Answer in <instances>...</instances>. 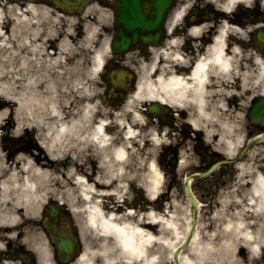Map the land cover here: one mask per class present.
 I'll use <instances>...</instances> for the list:
<instances>
[{"label": "bare ground", "instance_id": "obj_1", "mask_svg": "<svg viewBox=\"0 0 264 264\" xmlns=\"http://www.w3.org/2000/svg\"><path fill=\"white\" fill-rule=\"evenodd\" d=\"M1 4L2 3H0V8H3L4 11L6 9V11L5 15L0 17V41H4L6 39L7 42L11 44V49L19 48V54L13 57L11 55V49L0 46V56L5 53L9 54V61H4L3 63L5 66H7L9 62L19 64L21 58L27 59V57L35 56L36 59L28 60L29 67L26 70L22 69L21 72L24 73L25 77L35 75L37 79L41 81V83L37 85L35 96L36 98L43 100L45 96H51V90L48 92H41L39 90H43L45 85L49 83H51L56 90V84L59 83L57 80L61 79L62 75L59 73V68L62 67L63 59L61 55L62 52L59 50L60 48H63L64 45L68 44H66L67 42L62 38L61 43L58 44V47L53 52H45L47 46H44L42 42L39 43L36 28L33 30L31 26H25L27 19L23 12H21L22 10L15 4H10L7 7L5 5L2 6ZM32 9L36 10L35 7L29 6V10ZM21 15H23L24 19L18 21L17 18ZM25 35L29 37L35 36V39L31 40V44L39 45L35 51L29 50L30 45L20 47L18 41H21ZM105 51L107 52V50ZM25 53L27 56H25ZM103 56L104 53L102 51L94 52V69H98L99 71L103 62ZM204 56L208 61H215L218 58L223 62L226 57L232 55L223 49L220 36L217 40H215L214 44L206 50ZM153 62L157 63L156 71L151 73V75H153L152 78H155L159 72L157 56L154 57ZM199 62L200 61L197 63ZM194 72L195 67L191 75ZM262 72H264V68H262ZM12 75L13 74H8L5 77H0V79L11 80ZM242 75L241 66L239 65L229 80H221V84L224 88H234L235 92L230 95H225L224 93H220L219 95L223 96L227 101H229L232 97H236L237 89L242 84ZM213 78L217 79L215 76ZM193 79H195V77H193ZM141 83L147 85L145 90H151V85L148 84L147 72L139 80L133 95L136 92L141 91ZM16 84L15 89L9 90L16 91L17 89L22 88L20 78H16ZM167 87L172 95L177 96L178 98H181L178 94L185 92L184 86L177 85L175 81L170 82ZM205 87H208V85H205ZM187 91H190L197 97L203 95L202 93L196 92L195 89ZM54 99L61 101L60 109L65 114L63 117L65 120L75 118L79 115L75 112L76 108H71L72 104H68L67 106L62 104L64 99L63 97H61V99L55 97ZM151 102L165 103L164 101L157 99H145L141 103L146 105ZM169 105L178 106L174 104ZM0 106L1 108L7 106L9 109L6 123L3 124L4 126L0 125V127L5 129V136L1 138L2 144L3 141H5L3 144L4 149L6 151L8 150V155L6 157H0V181H3L13 169L17 170L18 174L24 176L23 190L13 198L6 199L3 189H0V230L5 231L4 237L7 239H14V232L17 229L23 232L22 238L29 242L33 241V248L37 254L40 264H48L46 258L49 253L45 242V231L39 228L41 224L40 218L44 207L55 202L67 207L68 212L75 218L77 224L79 225L81 232H84L85 229H91L92 233H96L95 238L92 237L93 240L91 238L90 240L96 242L97 248L100 247V240H109L110 244L103 246L105 256L113 255L110 249L111 244L123 241L128 243L131 248V251L125 253L124 255H130L138 249H143L148 254L159 252L160 264H168V256H170L171 262L174 264H187L188 259H202L204 260V264H214L215 261H224L225 264H227L228 260H232L233 264H236L238 261L236 258L239 254L244 256L249 255L250 257L251 250L247 247V242L245 244H239L238 241L236 243L230 242L229 237L232 235V231L225 229L224 224L226 222L234 221L238 217H243L244 220H248L249 215L254 212L253 209H255L257 205L264 200L263 179L257 178L251 182L248 191L244 193L245 197L243 200H239L235 194L230 195L225 200H221L217 208L213 210L212 215L210 216V219L213 220L212 224H206L204 222L195 224L196 211L201 206V203L195 196H193L192 199L194 200L195 211L193 210V216L191 217L190 215L191 221L187 223L188 217H185L183 209L178 207L176 197L173 198L171 195H168V197H166L168 201L164 203L161 202L160 198L162 197L163 190H165L166 180L163 185H158L156 173L152 171L150 167L146 169L137 167L139 160L146 158L149 155L148 149L153 148L152 141L148 139V144L150 143V145L145 146V141L143 144H140L138 140L133 138V148H136L137 151L132 153L127 161V172L118 174V176L122 178L126 177L128 173L133 171L138 173L136 179L129 181L128 184L127 197H130V199L125 198L123 204L116 207H111L109 203H105L104 208L108 211H116L117 213L125 212L128 208L133 209V212L130 215L135 227L144 229V231L136 232L133 229H125L124 232H117L111 227V225H104L99 218H97V227L93 228L91 221L95 214L91 211V209L88 210L87 218H85L81 212L76 210V204L83 202V195L79 197L76 196V192L73 189L77 188L78 185L76 181L69 176V171L75 163L74 157L71 154H67L63 160H53L49 150L38 143L39 139L44 138L41 133L42 126L38 123L34 124L31 128H25L26 131L31 132V139H33V136L36 138V143H34L33 146L27 150L16 147L10 142H6V140L14 141L21 137H14L8 133L18 122L27 118L26 108L31 105L26 104L22 107L18 101L0 97ZM224 110H226V108L222 109L223 115L220 117L221 121H223L225 116ZM226 111L230 112V109H227ZM145 114L148 116V122L144 125L136 126L140 127L142 131L148 129L150 126H156L159 129L158 120L151 119L146 112ZM191 114H194V111H192ZM46 115V112H42L40 109H37L35 118L38 121L39 117ZM97 115L98 114L96 113V116ZM93 120H95V117ZM232 120L233 118L229 119V122ZM87 123L88 121L85 120L84 124L77 126V129L75 130L78 131L79 127L86 126ZM213 124L214 126L220 127L219 133H217L218 131L216 132L217 141L223 144L226 147L227 154L231 155L237 145L236 141H238V135L233 133V130L235 131L234 127H232L230 123L227 128L221 124H215V122H213ZM115 126L121 130L119 125L115 124ZM7 130L8 133L6 132ZM105 131L113 133L108 125L105 126ZM116 133L119 135V131ZM157 135H159V133H157ZM233 135L235 136V140L231 139ZM123 138L127 139L126 136ZM206 142H208V140H206ZM14 147L18 149L17 153L23 151L33 159L29 160L26 157H18L17 153L13 151ZM58 150L59 146L53 149V151ZM70 151H75V149ZM89 151H91V149H89ZM13 152H15L14 155H12ZM153 152L151 154H153ZM99 156L100 153H97L95 156L90 155L88 157L90 167L87 169L84 165H76L77 171L82 173L87 178V183L84 188L79 189L81 193L88 190L87 185H92L98 189H111L118 185L119 179H113L112 184H102L96 180L98 175L105 172L99 163ZM64 164H66L65 167H63ZM5 165H7V167H5ZM105 167L107 168V172L115 173L118 171L115 164L111 162H108ZM55 172H60L67 181V184L61 183L60 180H53L52 176ZM107 172H105V175H107ZM137 180H139L140 184L143 186H139L136 183ZM186 181H188V186H190L191 177H188ZM161 188L163 190H159ZM141 189L144 194V204L139 202L140 204L138 203L139 206H137L138 204H135L136 199L133 193H135L136 190ZM153 190L158 192L155 200H151L147 195H145L146 192H151ZM106 199L112 204L116 203L113 195L107 196ZM252 201H256V203H252ZM231 205L237 206L238 210L230 211L229 207ZM184 217L185 224L182 228V219ZM247 226L251 227V224ZM254 230H259L256 232L257 241L264 242V227L259 226ZM104 231L111 233V235L107 237L100 235V233ZM213 232L216 233L215 236L211 235ZM186 234H190L191 240L189 241L187 247L182 250L179 247L184 241ZM149 237L154 239H149ZM209 243L216 247L217 250L215 252L208 248L207 245ZM102 259L103 257L97 255L94 250L90 249L89 242L86 241L83 243V252H81L77 257L76 264H89V261H94L95 264H102ZM248 261L249 264H264V260L262 259H249Z\"/></svg>", "mask_w": 264, "mask_h": 264}, {"label": "clouds", "instance_id": "obj_2", "mask_svg": "<svg viewBox=\"0 0 264 264\" xmlns=\"http://www.w3.org/2000/svg\"><path fill=\"white\" fill-rule=\"evenodd\" d=\"M81 2H83V0H81ZM245 2L246 6L251 8L254 6L255 0H245ZM260 5L261 10L264 11V0H260ZM234 9L235 4L227 10L234 11ZM32 11L35 12L36 10L32 9ZM4 15V9L0 8V17ZM17 19L18 21L23 20L24 17L21 15ZM177 19H179V16ZM210 23L209 21H205L199 26H193L191 28V35H201L202 30ZM226 25L227 21L225 20L220 28V31L224 35H226L228 31ZM169 30L171 31V29ZM67 31L71 32L73 29L69 27ZM87 36L91 39H88L87 42L82 41L77 47V51L84 49L92 53V40L97 39V37L94 36L93 32H89ZM34 39L35 36L29 37L25 35L18 43L20 47L30 45L29 50L35 51L39 45L31 44V40ZM180 42L182 43V41ZM198 43L199 41L194 42V44ZM175 44H177V40L173 38L171 40V45ZM69 45H71V41H69ZM0 46L11 49V44H9L6 39L0 41ZM65 51H68V49H65ZM235 52H240L239 45L235 47ZM18 54L19 48L11 49V55L13 57ZM159 55L164 57V63L159 65L160 71L155 78H152L151 73L156 71L157 63L152 62L145 65L148 84L151 85V90H145L147 85L141 83V91L136 92L132 99L128 100L127 103L116 112L114 117L109 118L107 115L96 116L97 112L106 113L108 111L106 107L101 106V101L97 98L95 101L84 100L79 108L75 109V112L79 115L67 120L63 118L65 114L60 109L61 101L54 99L59 95L55 87L49 83L45 85L43 90H39L41 92H48L51 90V96H45L43 100H40L36 98L35 93L37 91V85L41 83V81L37 79L35 75L25 77L24 73L21 72L22 69L26 70L29 67L28 60L36 59L35 56L27 57V59L21 58L19 64L9 62L7 66H5L3 62L9 61V54L5 53L0 56V77L13 74L11 80L0 79V97L18 101L22 107L26 104L31 105L26 108L27 118L18 122L8 134L14 137L23 136L26 127L31 128L34 124L38 123L42 126L41 133L44 137L39 139L38 143L49 150L53 160H63L67 154H71L74 157L75 163L69 171V176L75 180L78 185L77 188L73 189L76 192V196L79 197L83 195V202L76 204V210L87 218L88 210L91 209L95 214L91 221L93 228L97 227V218H99L104 225H111L117 232H124L125 229H133L136 232L144 231V229L135 227L130 215L133 209L128 208L125 212L117 213L116 211H108L104 208L105 203H109L111 207H116L123 204L125 198L130 199V197H127L128 184L129 181L136 179L138 173L133 171L122 178L119 177L118 174L127 172V161L131 154L137 151L136 148H133V138L138 140L140 144H143L145 138L152 141L153 148L148 149L149 155L146 158L140 159L137 167L144 169L150 167L151 170L156 173L158 185H163L165 181V172L160 167L157 159L159 152L163 151L160 145L173 143L180 135L183 123L190 124L196 129H203L205 131V140L208 141L211 140L213 133L219 131V128L214 126L213 122H215V124H221L226 128L229 127V123L220 120V117L223 115L222 109L227 106V100L219 94L224 93L225 95H230L235 92V89L224 88L221 84V80L230 79L231 75L239 66L241 56H228L223 62L218 58L215 61H208L204 56H201L199 58L200 62L196 63L194 58L185 56L179 48L171 46L161 49ZM25 56H27L26 53ZM89 59L91 60V55ZM192 63H195V72L192 75L177 72V65L186 67ZM96 71H98V69L91 70L87 83L83 81H74L70 86H63L61 91L69 93L75 90L76 95L82 97H91L95 96L97 92H103V88L95 86V81L99 79L96 75ZM17 75L21 80L22 88L16 91H10L9 89L16 88ZM213 76L217 77V79L210 78ZM193 77H195V79H193ZM173 81H175L177 85H183L185 88V92L178 94L181 98L173 96L168 90L167 85ZM205 85H208V87H205ZM190 89H195L196 92L202 93L203 95L200 97L194 96L190 91H187ZM74 99V96L66 95L62 104L67 106L71 104ZM145 99H157L167 104L178 105L181 108H191L194 114L173 120V124L177 127L172 130V137L167 135L169 131L168 125L164 126V134L161 135H157L158 128L156 126H150L148 129L142 131V129L136 125H144L148 122V116L145 112H158L163 108L158 104L143 105L141 102ZM241 102L243 103V101ZM37 109L47 113L46 116L39 117L38 121L35 118ZM166 110L169 109L166 108ZM8 113L9 109L7 106L0 108V125L6 123ZM180 115L179 112H173V116L180 117ZM230 115L235 117L236 114ZM242 115L243 113L239 114L240 117H242ZM94 117L95 120H93ZM152 119L158 120V116L152 115ZM85 120L88 121L87 125L79 127L78 131L75 130L77 126L83 125ZM109 124L120 126L121 130H118L119 135L117 133H108L105 131V126ZM230 125L232 127H238L239 120L233 118ZM194 135L195 133H192V136ZM4 136L5 129L0 127V138ZM124 136H126L127 139H124ZM231 139L235 140V136L233 135ZM236 142L238 143V141ZM192 143H195V141H192ZM57 146H59V150L53 151ZM189 147H191V144H189ZM72 149H75V151H70ZM89 149H91V151H89ZM153 149H155V154H151ZM97 153H100L99 163L105 172H107L105 166L108 162L115 164L118 171L115 173L107 172V175H105V172H102L96 177V180L102 184H112L113 179H119L118 185L111 189H98L92 185H87L88 190L81 193L79 189L84 188L87 183V178L77 171L76 165H84L86 169L89 168L88 157L90 155L95 156ZM7 155L8 153L4 149L3 144L0 143V157H6ZM17 156L26 157L29 160L33 159L23 151L17 153ZM5 167H7V165H5ZM237 175H242V173H238ZM52 179L60 180L61 183L67 184V181L60 172H55ZM262 179H264V177H262ZM136 183L139 186H143L140 184L139 180H137ZM23 185L24 176L18 174L15 169H13L3 181H0V189H3L6 199H11L16 196L23 190ZM159 190L163 189L161 188ZM157 194L158 192L156 190L145 193L151 200H155ZM109 195L115 197V204H112L106 199ZM252 203H256V201H252ZM253 211L258 214H264V200H262ZM254 222L255 221L244 220L243 217H238L234 221L226 222L224 228L232 231V235L229 237L230 242L236 243L238 241L239 244H245L247 242V247L251 250L249 259L259 260L264 258V242L257 241L256 232L259 230H254L252 227L247 226ZM262 223H264V221H262ZM100 235L107 237L110 236L111 233L104 231L101 232ZM211 235L215 236L216 233L213 232ZM92 236L95 238L96 233H92ZM149 239L154 238L149 237ZM109 244L110 242L108 239H102L100 240V247L94 248V252L103 257L102 264H160L159 252L148 254L145 250L138 249L130 255H124L130 252L131 248L128 243L123 241L111 244L110 249L113 255L105 256L103 246ZM4 246V243L0 242V248ZM207 246L213 252L217 250L211 243ZM236 259L242 258L237 257ZM89 264H95V262L89 261ZM187 264H204V260L188 259ZM214 264H225V262L215 261ZM227 264H233V261L228 260Z\"/></svg>", "mask_w": 264, "mask_h": 264}, {"label": "flooded vegetation", "instance_id": "obj_3", "mask_svg": "<svg viewBox=\"0 0 264 264\" xmlns=\"http://www.w3.org/2000/svg\"><path fill=\"white\" fill-rule=\"evenodd\" d=\"M169 1L170 5L167 11L164 12L159 24L157 44L143 45L140 41H137L127 54H114L113 51L109 50L110 53L104 60L97 82L105 85L110 84L113 88L110 91V94L113 95V103L120 104L127 93L133 90L138 80V73L134 69L137 67H135L131 58L129 59V54L132 56L137 53L141 60H148L151 57L149 52L156 49L158 53V71H160L159 65L164 63V57L159 55L161 49L169 46L179 48L185 56L194 58L197 63L200 61L199 58L204 56L206 50L218 39L217 37L221 36L223 49L227 53H231L232 56H241L239 65L243 73L241 77L242 84L237 89L236 97H232L227 101L225 108L226 110L230 109V112L224 110L223 121L230 123L229 119L231 118L239 120V126L235 127L239 141L237 154L240 161L238 167L242 169V173L249 181L257 178L262 179L264 177V72H262V68H264V11L261 10L260 0H255L254 6L251 8L246 6L245 0ZM34 2H39L40 5H50L55 10L75 16L79 19L78 32L81 31L84 21L89 22L97 28L95 32L98 35L96 39L98 43L103 41L104 36H108L107 42H113V36L117 31L118 0H83V2L81 0H35ZM16 3L22 11L26 12L24 16L32 19L33 14L28 11L30 6L28 2L16 0ZM78 3L81 5L73 6ZM37 4L34 5L37 6ZM65 4H72L74 8L68 11L64 8ZM233 4H235L234 11H228L227 9L232 7ZM142 10L146 16H149L150 6L146 0L142 3ZM58 14L61 15V12H58ZM178 16L179 19H177ZM225 20L228 28L226 35L220 31ZM205 21L211 23L202 30V34L198 36L191 35V28L199 26ZM173 38L177 40L175 45H171ZM195 41H199V43L194 44ZM237 45H239L240 52L236 54L234 50ZM94 46L95 44L93 48ZM136 64L139 66L138 62ZM194 67L195 63L186 67L177 65V72L191 75ZM213 77L210 78L214 79ZM259 104L261 106H258ZM160 106L163 108L160 109L158 114V130L161 134H164V126L168 125L167 135L169 137H172V130L177 127L173 124V120L187 117L193 111L191 108H181L162 102ZM166 108L169 110H166ZM110 111L113 113V108ZM173 112H179L180 117L173 116ZM240 113H243L242 117L239 116ZM230 114L236 115L234 117ZM216 127L220 129L219 126ZM6 132L8 133V130ZM192 133H195V135L192 136ZM217 133H213L211 140L206 142L203 129H196L190 124L183 123L180 135L176 140L172 144L168 143L169 145L163 144V157L166 156L167 158L170 153L173 161L177 163L179 156L188 152L189 155L197 157L198 163H200L199 168L205 170L214 162L221 160L226 152V150H223L226 147L217 141ZM259 137L262 139L256 141ZM31 138L32 134L24 130V135L19 139L6 140V142L27 150L36 143V138L34 136L33 139ZM192 141H195V143H192ZM4 143L5 141H3ZM189 144H191V147H189ZM16 147L13 151L17 153L18 149ZM224 167L221 166V171L216 172L211 177V182L206 184L211 186L210 192L212 187L217 188L220 184L214 178L224 182V178L228 179L233 174V172L223 170ZM181 175L182 173H180ZM193 191L196 193L194 188ZM182 192H184L183 189ZM4 234L5 231L0 230V242L5 245L0 248V264L16 263L22 258L21 254L26 252L25 249H28V243L22 239L23 232L19 229L14 232L16 234L15 240L5 238ZM47 234L51 264H76L78 254L83 249L84 237L81 235L78 224L68 212L67 207H65L61 217L51 225V229L47 230ZM66 239L72 241L73 248L70 250V254L64 255L58 250V242ZM19 264H26V262L21 259Z\"/></svg>", "mask_w": 264, "mask_h": 264}, {"label": "rangeland", "instance_id": "obj_4", "mask_svg": "<svg viewBox=\"0 0 264 264\" xmlns=\"http://www.w3.org/2000/svg\"><path fill=\"white\" fill-rule=\"evenodd\" d=\"M0 3H2V6H9L10 4L3 3L2 0H0ZM6 11V9H5ZM7 13V12H6ZM37 24H35V28L37 31V36H38V41L39 43L42 42L44 46L46 47L45 52H53V48H49V42L53 45L55 44L56 47H58V44L61 43V40L63 38L64 41H66L68 45H64L63 48H60V52H62V67L59 68V73L62 75L61 79L57 80L59 83L56 84V91L59 93L57 96L58 99H61V97H65L66 95H72L75 97L73 102L71 103V108H79V106L84 102V100H90V101H95L97 98L100 99L101 101V106L106 107L108 111L106 113H101L97 112V116H102V115H107L109 118H112L115 116L116 112L119 111L126 103L128 100H131L132 95L130 92L127 93L125 96L124 100L119 103H113V95L110 94V91L113 90L112 86L110 84L105 85L104 83H99L95 81V86L99 88H103V92H97L95 96H77L76 91L72 90L69 93H64L61 91V88L63 86H70L74 81H83L87 83L88 77L91 74V70H94V63H93V52L94 51H102L104 53V59L108 56V53L105 54L104 46L105 42L108 40V36L103 37V41L101 43H98L96 39L92 40V44L94 48L92 49V53H90L88 50L81 49L77 51V47L81 44V42H87L88 39H91L87 36L89 32H93L94 36L97 37V33L95 30L97 29L95 26L90 24L87 21H84L83 26L81 28V31L78 32L77 25L79 24V19H77L75 16H58L55 11H53L50 6H47V8L43 7H37ZM7 20V19H6ZM71 27L73 31L69 32L67 29ZM79 33V34H78ZM69 41H71V45H69ZM46 43V44H45ZM98 43V45H97ZM65 49H68V51H65ZM71 53V54H70ZM91 55V60L89 59V56ZM155 56L157 53L154 54ZM129 59L133 61V64H135L134 68L137 73H138V80L141 79L143 75H145L146 70H145V65L150 64L153 62V59L155 56H152L151 58L143 59L141 60L138 56L137 53H134V55L130 56L128 55ZM127 56V57H128ZM136 62H138L139 66H137ZM97 75V74H96ZM13 76V75H12ZM153 76V75H151ZM17 78H19L17 76ZM17 85V84H16ZM95 90V89H93ZM1 108V106H0ZM113 108V115L112 111H110ZM112 125V124H111ZM235 129V127H234ZM118 127L113 124V133H116L118 131ZM159 133V130L158 132ZM233 133L237 134V129L235 131L233 130ZM145 141V146H149L150 143L148 144V139H144ZM172 144V143H171ZM220 144V143H219ZM217 144V145H219ZM169 145V144H168ZM160 148L163 149L162 145H160ZM238 149V144L236 145L234 151ZM223 150H226L225 148ZM162 151L159 152L158 156V162L160 167L164 170L165 172V190H163L161 202H167L168 195H171L173 198L176 197L177 199V205L182 208L185 217H188L189 222V216H190V204L188 200L186 199V196H184L182 192V183H183V177L185 172L191 173V172H197V171H202L199 168L200 163H198L197 157L193 155H189L188 152L185 154L183 153L181 155V158L184 159V162L182 164H177L176 162L173 161L171 158V154L169 153L168 157L165 158L163 157V154H161ZM235 152H233L234 154ZM153 154H155V149ZM232 154V155H233ZM180 158V157H179ZM66 164H64L63 167H65ZM223 170H227V172H233L228 179L224 178V182H220V180H217L216 178L215 181H218L220 184L218 185L217 188L212 187L211 192L209 191L211 186H207L208 182H211V177H206V178H201L197 179L192 183V188L196 190V197L198 198L199 202L202 204V206L199 207L198 209V215H197V223H206V224H212L213 220L210 219V216L212 215V212L214 209L217 208L219 205V202L221 200H225L228 198L230 195L235 194L239 200H243L245 197V192L248 191V183L249 180L247 177L242 173V169L238 167L237 163L233 164H227L225 165ZM221 171V170H219ZM178 173V174H177ZM180 173L182 175L180 176ZM238 173H242V175H237ZM186 175V174H185ZM213 179V181H214ZM227 179V180H226ZM135 196V199L137 197H143V191L141 190H136L135 193H133ZM144 198V197H143ZM249 208V207H248ZM230 211H235L238 210V207L235 205H231L229 207ZM250 212V211H249ZM185 217L182 219V228L185 224ZM248 220L250 221H255L254 223L251 224V227L253 229L263 226L264 223V214H257V213H252L249 215ZM84 237L87 239L89 244H91L90 249L97 248L96 242H93L90 240L92 239V230L85 229L83 232ZM93 240V239H92ZM240 258L242 259H237L238 261L236 264H249V255H242L239 254ZM168 264H174L171 262L170 256H168ZM264 260V258H262Z\"/></svg>", "mask_w": 264, "mask_h": 264}, {"label": "water", "instance_id": "obj_5", "mask_svg": "<svg viewBox=\"0 0 264 264\" xmlns=\"http://www.w3.org/2000/svg\"><path fill=\"white\" fill-rule=\"evenodd\" d=\"M143 0H119L117 14L118 31L113 40V51L116 53L126 52L134 42L140 40L143 44L156 43L158 39V26L164 12L168 8V0H146L150 5V14L148 18L142 12ZM264 42V41H263ZM156 104V103H153ZM258 106H261L259 104ZM153 112L152 114H156ZM218 164L214 165L209 172L214 170ZM205 174H198V176H205ZM186 191L191 198L192 208L195 211V204L190 191L188 189V181L185 183ZM190 234L187 235L185 241L180 245V249L184 247L190 239ZM64 252L72 249V244L67 242L61 244Z\"/></svg>", "mask_w": 264, "mask_h": 264}]
</instances>
